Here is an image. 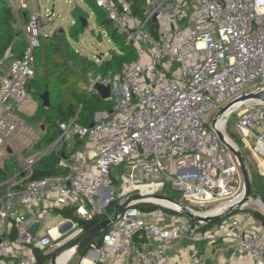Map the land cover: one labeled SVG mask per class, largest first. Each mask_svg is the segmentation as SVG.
Here are the masks:
<instances>
[{"label": "built area", "instance_id": "obj_1", "mask_svg": "<svg viewBox=\"0 0 264 264\" xmlns=\"http://www.w3.org/2000/svg\"><path fill=\"white\" fill-rule=\"evenodd\" d=\"M7 1L20 18L25 1ZM95 1L133 45L136 57L117 73L88 75L89 89L97 82L110 86L104 99L111 102L110 110L96 111L92 126L75 117L60 122L47 148L22 156L19 177L0 182L5 186L0 264H42L37 252L50 264L70 250L69 264L75 253L68 244L83 232L79 221L109 216L111 201L136 192L142 198L128 204L102 232L99 247L88 249L77 264H175L174 249L179 259L191 251L185 264H204L195 244L218 240L231 253H244L251 264H264V230L245 229L234 217L223 231H206L176 214L175 205L151 197L167 187L181 196L180 202L200 210L206 203L222 208L238 200L243 188L237 160L216 132L228 136L232 113L237 137L264 176V100H239L264 91V0H143L142 17L130 0ZM43 25L39 14L28 12L21 23L23 53L5 68L0 59V149L12 145L21 127L30 126L16 108L27 96ZM76 143L81 147L74 148ZM52 150L61 151L56 163L61 171L29 179L35 161ZM140 203L155 207L142 209ZM257 205L264 211L260 201ZM61 208L72 215L63 216ZM53 219L56 223L49 225Z\"/></svg>", "mask_w": 264, "mask_h": 264}, {"label": "trees", "instance_id": "obj_2", "mask_svg": "<svg viewBox=\"0 0 264 264\" xmlns=\"http://www.w3.org/2000/svg\"><path fill=\"white\" fill-rule=\"evenodd\" d=\"M92 10L96 25L101 31H105L107 36L115 42L117 49H110L107 57H100L98 61L87 55L76 51L68 40L69 36L77 40L78 35L83 32L87 25H81L83 18L88 20V13L79 5H74L71 14L74 22L67 29L53 30L49 34H42L39 40V47L35 51L34 74L29 79L30 87L27 88V95L34 101V110L31 114L22 113L18 107L16 112L28 124H39L41 132L35 139L33 146L40 150L50 144L59 134L58 124L75 117V121L84 125H89L94 113L98 110H110L111 102L104 100L94 90L88 88V75L91 73L107 74L120 71L125 61L136 57L135 49L132 44L126 43L124 35L118 31L113 22L108 18L107 13L96 3L95 0H83ZM135 14L142 17L146 5L143 0H130ZM28 11L26 8L20 10V18H17L11 7L0 0V59L3 60V67H7L11 60L21 56L26 41L21 30V23L27 19ZM19 19V21H18ZM153 28V26H151ZM45 90L48 91L49 106H43L40 95ZM229 135V134H228ZM231 137V136H230ZM232 138V137H231ZM241 151L242 158L247 167H251L248 157L241 150L236 139L232 138ZM76 143L75 145H77ZM5 158L2 166L0 165V182L15 175L19 177L20 170L23 168L17 156L11 151ZM61 151L52 150L35 161L32 167V174L29 179H37L45 175L57 174L61 171L56 166L60 158ZM23 162V161H22ZM118 169V168H117ZM250 179L252 193L259 194L264 200V176L257 170H251ZM5 186H0V194ZM165 191H169L164 187ZM174 198L175 195L171 194ZM117 200H113L107 207V213L110 214ZM142 209H152L154 204L140 203ZM63 216H71L70 209H57ZM252 215L259 219L264 225V214L260 211H252ZM105 216H92L82 221V230L85 231ZM206 224L201 226L205 229ZM101 234L94 237L85 244L79 251L80 253L91 248H97L101 244ZM38 253V252H37ZM83 256V255H82ZM80 256V257H82Z\"/></svg>", "mask_w": 264, "mask_h": 264}, {"label": "rangeland", "instance_id": "obj_3", "mask_svg": "<svg viewBox=\"0 0 264 264\" xmlns=\"http://www.w3.org/2000/svg\"><path fill=\"white\" fill-rule=\"evenodd\" d=\"M7 5L8 1L4 0ZM26 3V10L31 13L39 14L42 18V21L44 23L42 27V32L44 34H49L53 30L58 29H64L67 32V29L72 23L74 22V18L71 14V10L74 7V5L81 6L87 13H88V20H87V27L86 29L81 32L78 35L77 40H73L72 38L68 37V40L70 41L71 45L74 47V49L81 54L87 55L88 57L92 59H98L99 56L107 57L109 55L110 49H117V45L115 42H113L105 33V31H101V36H98L100 29L96 25L94 14L91 10V8L83 1V0H24ZM51 9H53L52 12ZM46 15V16H44ZM187 21H183V25H185ZM21 26V25H20ZM22 30V28H21ZM146 30L149 32L148 28ZM22 34L23 30H22ZM99 60V59H98ZM96 60V61H98ZM175 67V66H174ZM172 67L170 71L174 69ZM18 109L22 113H29L31 114L34 110V101L31 100V96L29 94L26 96V99L22 101L18 106ZM235 121L236 116L235 113H232L228 117V121L226 123V132L231 136L232 138L236 139L238 144L240 145L241 150L246 154V156L249 159V162L251 164V170H260L259 165H257V160L253 156V154L247 149L244 148V145L242 141L237 137L235 133ZM30 125V124H29ZM41 132V128L39 124H33L29 127H21L20 131L17 133L12 145H9V149L12 153H14L17 156V159H19L21 162V166L23 164L22 162V156H28L35 152H41L42 149H45L49 146L46 145L40 150H37L33 143L35 139L39 136ZM81 144L74 145V148H80ZM9 151L5 150L4 147L0 149V165L2 166L5 158L9 155ZM24 168V164H23ZM250 171V168L247 167ZM260 173V171H259ZM261 174V173H260ZM263 176V175H262ZM119 180H114L113 184L117 187H119ZM158 193L163 195L170 196L171 194L175 195L174 199L181 201L182 198L178 194L170 193L165 191L163 188H158ZM171 197V196H170ZM173 198V197H172ZM215 203H206L202 210L199 209V207H194L196 211H205L210 210L214 207ZM262 211L261 208L256 203H250L248 204L244 209L239 210L237 212L231 213L227 216H224L222 218H219L217 220H213L211 222H208L205 226L206 231H211L215 229H219V231H223L225 226H227V223L230 221L231 218L239 217L240 215L243 216H250L252 214V211ZM176 214H179V212H175ZM56 223V219H53L50 221L49 225H53ZM258 225L264 229V225H261L258 223ZM179 242L176 241L173 243L172 246H176ZM224 240H219L216 243H211L209 241L205 242L202 245L198 246V249L203 250L204 256L210 255V260L216 258L219 256L218 249L221 248V245H223ZM85 251L80 253L78 251L74 256L72 257L69 264H77L80 256L84 255ZM38 259L42 261V264H46L49 260V257L43 258L41 256V252L36 254ZM212 264V263H210Z\"/></svg>", "mask_w": 264, "mask_h": 264}, {"label": "water", "instance_id": "obj_4", "mask_svg": "<svg viewBox=\"0 0 264 264\" xmlns=\"http://www.w3.org/2000/svg\"><path fill=\"white\" fill-rule=\"evenodd\" d=\"M53 9H51L50 12H52ZM155 20V17L152 18V21ZM87 20L83 18L81 25H86ZM101 56H99L100 58ZM98 58V59H99ZM30 87V83L27 84V88ZM102 99H106L109 94H110V86L109 85H103L99 82L94 84L93 88ZM40 98L42 100V105L43 106H49V97H48V91L45 90L44 92L41 93ZM264 100V91H253L247 94H244L239 97V100ZM231 103L226 104L220 110L216 113L215 117L218 116L220 113H222ZM93 125V122L90 123V126ZM216 132L218 134L219 140L223 142L228 149L231 151V153L236 157L237 160V165L242 177V196L238 200L234 201L233 203H230L228 205H225L222 207L219 211L216 213L212 214H206V215H201L198 211L186 206L182 202L168 196V195H163L159 193H155L151 195L152 198H155L157 200L161 201H167L168 203H172L175 205L178 209V212L189 217L194 223H201V224H206L208 222H211L213 220H217L219 218H222L224 216H227L231 213L237 212L239 210L244 209L249 203H252L250 199H258L261 202V205L264 209V200L263 198L256 194L253 195L252 193V186H251V179H250V173L247 168V166L244 163V160L242 158L241 151L239 148H237L234 145V142L231 140L230 137L224 135L222 131L216 129ZM8 151H10L9 148H7ZM23 174V171L21 172V175ZM142 198V195L138 192L132 193L127 195L125 198L121 199L119 202L114 204L113 211L109 216L104 217L97 223H95L93 226L88 228L87 230L83 231L78 237L73 239L68 246H71L73 248V252L76 253L78 252L85 244L90 242L94 237L98 236L101 234L109 225L111 222L116 221L122 211L128 206V204L133 201ZM79 223H82V220L79 221ZM38 226V223L35 222L33 225H31L28 229L29 233L31 235L34 234L36 228ZM93 252H96L93 250ZM50 264H55L54 262V257L51 258V263Z\"/></svg>", "mask_w": 264, "mask_h": 264}, {"label": "crops", "instance_id": "obj_5", "mask_svg": "<svg viewBox=\"0 0 264 264\" xmlns=\"http://www.w3.org/2000/svg\"><path fill=\"white\" fill-rule=\"evenodd\" d=\"M236 218H238L242 222L245 229L254 228V229L264 230L258 225V223H260L261 225L263 224L259 221V219L254 217L252 214L250 216L240 215L239 217H236ZM216 242H212V243H216ZM204 243L205 242L196 243L195 248L198 249V246ZM224 244L225 243H223V245ZM221 247L223 246L221 245ZM198 250H199L198 257L204 261V264H210V263L212 264H251L250 259L244 253L239 252V251L231 253L230 251L226 250L224 247H223V250L218 251L219 256L214 258L213 260L212 259L210 260V255L204 256V254H201L203 253V250H200V249ZM175 252H176L175 249L170 252L172 262L175 264H185L187 260H189L193 256L191 251L189 250L188 253L185 254L182 259H179V258H176ZM225 257H228V260H225Z\"/></svg>", "mask_w": 264, "mask_h": 264}, {"label": "bare ground", "instance_id": "obj_6", "mask_svg": "<svg viewBox=\"0 0 264 264\" xmlns=\"http://www.w3.org/2000/svg\"><path fill=\"white\" fill-rule=\"evenodd\" d=\"M222 122H223V119H222V117H220L218 119V121H217L218 127H220V128L222 127ZM241 196H242V193L237 197V199L241 198ZM250 201H252V203H256V204L259 203V200L257 198L256 199H250ZM161 202L166 203V204H169V205H173L172 203H168L167 201H161ZM220 208H221V206L212 208L210 210L208 209V210H205V211H200L199 213L201 215L212 214V213H216L217 211H219ZM70 252H71L70 250L64 252L61 256H59L57 258L55 264H66V260L69 257Z\"/></svg>", "mask_w": 264, "mask_h": 264}, {"label": "clouds", "instance_id": "obj_7", "mask_svg": "<svg viewBox=\"0 0 264 264\" xmlns=\"http://www.w3.org/2000/svg\"><path fill=\"white\" fill-rule=\"evenodd\" d=\"M97 60H98V59H97ZM228 136H229V135H228ZM229 137H230V136H229ZM230 138H231V137H230ZM231 140H233V139L231 138ZM233 141H234V140H233ZM237 146H238V145H237ZM6 150H7V149H6ZM7 151H8V150H7ZM116 203H117V202H116ZM113 207H114V206H113ZM194 209H195V208H194ZM112 211H113V210H112ZM111 213H112V212H111ZM111 213H110V214H111ZM202 225H203V224H202ZM76 253H77V252H76ZM76 253H75V254H76Z\"/></svg>", "mask_w": 264, "mask_h": 264}, {"label": "flooded vegetation", "instance_id": "obj_8", "mask_svg": "<svg viewBox=\"0 0 264 264\" xmlns=\"http://www.w3.org/2000/svg\"><path fill=\"white\" fill-rule=\"evenodd\" d=\"M221 108H222V107H221ZM253 195H254V194H253ZM258 195H259V194H258ZM249 204H250V203H249ZM261 210H262V209H261ZM261 212L264 214V211H263V210H262Z\"/></svg>", "mask_w": 264, "mask_h": 264}]
</instances>
